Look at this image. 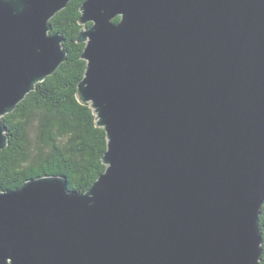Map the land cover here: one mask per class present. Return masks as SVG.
<instances>
[{"label": "water", "instance_id": "95a60500", "mask_svg": "<svg viewBox=\"0 0 264 264\" xmlns=\"http://www.w3.org/2000/svg\"><path fill=\"white\" fill-rule=\"evenodd\" d=\"M68 1L0 0V150L3 115L66 59L49 20ZM88 22L76 94L105 169L84 192L0 190V264H259L264 0H84Z\"/></svg>", "mask_w": 264, "mask_h": 264}, {"label": "trees", "instance_id": "16d2710c", "mask_svg": "<svg viewBox=\"0 0 264 264\" xmlns=\"http://www.w3.org/2000/svg\"><path fill=\"white\" fill-rule=\"evenodd\" d=\"M84 0H69L49 20L50 33H59L66 59L52 75L38 82L35 89L2 120L8 136L0 150V190H13L23 181L44 175L64 176L70 190L84 192L104 171L102 156L106 135L96 125L90 103L76 94L77 83L86 67L81 55L84 42L76 38ZM119 17L113 19L118 22ZM262 237L259 264H264V203L258 216Z\"/></svg>", "mask_w": 264, "mask_h": 264}]
</instances>
